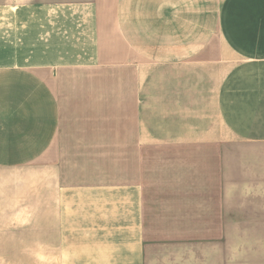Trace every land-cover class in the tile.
Instances as JSON below:
<instances>
[{
	"label": "crops",
	"instance_id": "0c3cea01",
	"mask_svg": "<svg viewBox=\"0 0 264 264\" xmlns=\"http://www.w3.org/2000/svg\"><path fill=\"white\" fill-rule=\"evenodd\" d=\"M236 214L264 254V0H0V264H236Z\"/></svg>",
	"mask_w": 264,
	"mask_h": 264
},
{
	"label": "rangeland",
	"instance_id": "374dc122",
	"mask_svg": "<svg viewBox=\"0 0 264 264\" xmlns=\"http://www.w3.org/2000/svg\"><path fill=\"white\" fill-rule=\"evenodd\" d=\"M118 106L121 107L122 109V114H123V119L124 121L129 120L127 117V113L124 112L126 109V96L125 94L130 93V76L129 72H125L122 70H118ZM125 130V129H123ZM126 131V130H125ZM125 134V133H124ZM258 173V172H257ZM262 176L257 174L256 177L253 180L257 182L258 178ZM238 182H243L238 181ZM244 194V195H243ZM247 195V196H245ZM250 194L248 193H243V192H236L235 197H236V203H241L244 200H258L259 199V194L256 193V196L249 197ZM249 197V198H248ZM252 218H247L243 217L242 214L237 215L236 214V250H235V259H236V264H264V254L261 249H259L258 243L260 240L258 239L259 237V232L250 234L248 232L249 228H252L253 231H257V225H253L252 223ZM264 228V226H263ZM250 237L256 238L255 240H249ZM246 238L247 240H245Z\"/></svg>",
	"mask_w": 264,
	"mask_h": 264
}]
</instances>
